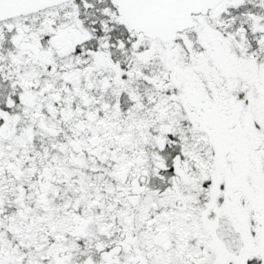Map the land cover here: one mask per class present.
Returning <instances> with one entry per match:
<instances>
[{
    "label": "snow or ice",
    "instance_id": "obj_1",
    "mask_svg": "<svg viewBox=\"0 0 264 264\" xmlns=\"http://www.w3.org/2000/svg\"><path fill=\"white\" fill-rule=\"evenodd\" d=\"M0 264H264V0H0Z\"/></svg>",
    "mask_w": 264,
    "mask_h": 264
}]
</instances>
